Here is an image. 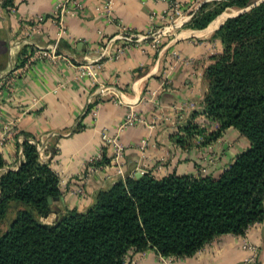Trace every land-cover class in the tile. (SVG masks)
<instances>
[{"label": "crops", "instance_id": "1", "mask_svg": "<svg viewBox=\"0 0 264 264\" xmlns=\"http://www.w3.org/2000/svg\"><path fill=\"white\" fill-rule=\"evenodd\" d=\"M7 1L0 7V151L15 169L21 159L15 144L39 142L44 147L39 161L54 172L63 191L56 204L60 210L83 212L98 191L116 182L102 135L117 136L124 174L154 177L215 176L248 146H231L233 133H238L227 129L211 145L216 155H210L213 162L207 165L201 156L204 147L181 150L175 144L182 126L201 111L207 89L204 70L221 50L213 35L238 13L225 8L203 29L187 25L202 5L222 0H175L180 14L174 24L163 18L172 0H76L81 11L64 18L60 37L47 20L35 31L27 30L33 18L50 17L58 0ZM106 2L111 4L107 15L98 9ZM53 45L54 59L32 60L37 50ZM83 66L93 67L94 76L80 78ZM100 89L105 95L99 98ZM129 113L138 121L118 131ZM193 121L204 122L200 115ZM98 155L107 163L87 175L89 159ZM79 184L83 195L72 194ZM244 243L256 251L264 244V220L242 237L221 236L174 264H243L250 256ZM127 264L160 263L156 254L145 251L129 254Z\"/></svg>", "mask_w": 264, "mask_h": 264}, {"label": "trees", "instance_id": "2", "mask_svg": "<svg viewBox=\"0 0 264 264\" xmlns=\"http://www.w3.org/2000/svg\"><path fill=\"white\" fill-rule=\"evenodd\" d=\"M258 0H222L202 5L188 23L203 29L225 8L244 10ZM8 5L3 0L2 7ZM221 53L204 70L207 89L175 144L206 147L227 129L248 146L215 176L125 174L96 193L83 212L60 210L58 178L38 160L33 145L15 144L21 159L11 169L0 151V223L18 206L0 233V264H127L129 254L189 258L215 239L242 237L264 220V1L227 18L215 31ZM200 115L202 125L194 122ZM104 155L95 165L107 163ZM56 199L52 206L47 199ZM51 215L53 220L42 223Z\"/></svg>", "mask_w": 264, "mask_h": 264}, {"label": "built area", "instance_id": "3", "mask_svg": "<svg viewBox=\"0 0 264 264\" xmlns=\"http://www.w3.org/2000/svg\"><path fill=\"white\" fill-rule=\"evenodd\" d=\"M110 8H111L110 2H106L103 5H101L98 9H100L105 15H107L110 12ZM78 11H81V5L76 0H58L55 3L54 11L50 17L45 18L44 16H37V17L33 18L29 22L27 30L28 31H35L38 25H40L41 23H43L44 21L47 20L50 22V24L55 26V28L57 30V36L60 37L61 35L64 34V24H63L64 18L66 16L72 15ZM179 14H180L179 5L176 3L175 0H172L171 3L169 4V9L167 10V12H165L163 14V18L169 24H174L176 18L179 16ZM120 29L122 31L125 30V29H123V27H120ZM122 36L123 37H121V35H120L119 38H121V39L123 38L125 40H130L129 36L127 38L124 37L126 35H122ZM54 57H55V45L50 47L48 49V51H42L40 49L37 50L34 53L32 60L41 59V58L54 59ZM78 76L80 78L93 77L94 76V68L91 66H83V67H81V70H79ZM104 95H105L104 89H100L98 91V97L100 98ZM90 114L93 118L96 117L95 108H92V111ZM137 121L138 120L134 117V115L129 113L125 117L123 122L120 124L118 131H120L124 127L133 126ZM24 140H26L29 144L34 146L35 151L37 153L38 160H39L42 157L44 147L41 146L39 144V142H36L34 140H31V139H24ZM101 140L109 148V152H110L109 153V161L114 166V175L117 177V179H123L125 177V174L123 171V148H122L121 144L119 143L117 136L115 135L112 137H108V136L102 135ZM3 141H4V138L1 137L0 138V145L2 144ZM22 141H18V143L19 142L21 143ZM143 146H144V141H141V146L138 147L139 150H141L143 148ZM101 157H102L101 155H98L93 159L92 158L89 159V161L87 163V168H86V174L87 175L98 170V166L95 164L97 162L101 161ZM81 180H79V181L82 182ZM58 183H59V180H58ZM61 184H64V182L61 181ZM72 194L78 195V196L83 195L82 185L79 184L78 187H76L74 190H72ZM243 246L250 253V256H248L247 258L244 259L243 264H250L253 261V257H254V253L256 252V249L253 245H250L248 243H244ZM158 260H159L160 264H174V259L172 257L158 256Z\"/></svg>", "mask_w": 264, "mask_h": 264}, {"label": "rangeland", "instance_id": "4", "mask_svg": "<svg viewBox=\"0 0 264 264\" xmlns=\"http://www.w3.org/2000/svg\"><path fill=\"white\" fill-rule=\"evenodd\" d=\"M3 2V0H0V7H1V3ZM227 9H231L233 12H240L241 11V9H235V8H227ZM220 53H221V50H220V52H219V54L218 55H220ZM217 56V55H216ZM234 130V129H233ZM235 131V130H234ZM234 134V137L235 138H232L233 140H234V142H233V140H231V142L233 143H231V146L232 145H234V144H236V145H238L239 147H241V146H243V144L242 143H244V144H247L248 145V142H247V140L244 138V141H242V139H240V135L238 134V135H236L235 133H233ZM221 137H223V136H221ZM243 138V137H242ZM200 142V138H195V140H194V143L192 142V146L193 147H191L190 149H193V148H195V149H197V148H202V147H199V146H195L197 143H199ZM214 143H212V144H210V145H208V146H206V147H204V153L201 155V156H203L202 157V161L203 162H206L207 163V165L209 164H211V163H208V161H210V162H213V160H212V157H213V155L212 154H215L214 152H212V150H213V147H211V145H213ZM240 144V145H239ZM242 144V145H241ZM230 146V147H231ZM189 149V150H190ZM210 155L212 156V157H210ZM216 155V154H215ZM208 158H210L211 160H209ZM18 209V206H11L9 209H8V213H7V216H6V219L4 220V221H2L1 223H0V233H2V232H4L5 230H6V227H7V225H8V223H9V221L14 217V214H15V212H16V210ZM40 222H42V223H50L51 222V216L50 217H48V218H46V219H41V218H39L38 219ZM264 261V244L263 245H261L260 247H258L257 248V251L254 253V257H253V261L250 263V264H262V262Z\"/></svg>", "mask_w": 264, "mask_h": 264}, {"label": "water", "instance_id": "5", "mask_svg": "<svg viewBox=\"0 0 264 264\" xmlns=\"http://www.w3.org/2000/svg\"><path fill=\"white\" fill-rule=\"evenodd\" d=\"M262 1H264V0H258L257 2H255L254 4H252L250 7H253V6H256L257 4H259L260 2H262ZM249 7V8H250ZM249 8H246V9H244V10H241L240 12H238V14H240V13H242V12H244V11H247ZM140 176V174L139 173H135L134 174V177L135 178H138ZM53 202H57V200L56 199H53V200H51V199H47V204L50 206L49 207V210H50V212H51V214H53V215H55L57 212H58V209L55 207V206H52V203Z\"/></svg>", "mask_w": 264, "mask_h": 264}]
</instances>
